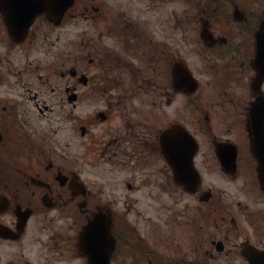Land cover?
Returning a JSON list of instances; mask_svg holds the SVG:
<instances>
[{
  "label": "flooded vegetation",
  "instance_id": "obj_1",
  "mask_svg": "<svg viewBox=\"0 0 264 264\" xmlns=\"http://www.w3.org/2000/svg\"><path fill=\"white\" fill-rule=\"evenodd\" d=\"M20 1L0 0V264H264V0ZM201 87V121L162 116ZM178 123L216 194L166 161Z\"/></svg>",
  "mask_w": 264,
  "mask_h": 264
},
{
  "label": "rangeland",
  "instance_id": "obj_2",
  "mask_svg": "<svg viewBox=\"0 0 264 264\" xmlns=\"http://www.w3.org/2000/svg\"><path fill=\"white\" fill-rule=\"evenodd\" d=\"M210 10L212 11H218L217 8L214 7V4L211 3L210 5ZM177 13L179 14V18L180 20H183L184 25L179 28L178 33L181 32H188V35L193 36V39H197L198 38V34L196 31L197 28H199V24L198 22H194L193 24L187 26L186 25V20L187 15L189 16V14L191 15V12L189 14H184L183 12L185 11V8L179 6L177 8ZM170 8H162V20H168L169 15H171L170 13ZM189 11H196L195 9H189L187 8V12ZM190 29V30H189ZM193 29V30H192ZM203 87H201L199 89L198 92H196L193 96H184L180 93H177L176 95V100H174L172 102L171 105H167L166 107L163 105L162 107V116H163V112H168V114H170L171 117H169L168 119H171L173 117H179L182 118L183 120L187 121L188 123H192V119H196L197 122H199V120L201 121L202 117H203V103L205 102V98L206 95L204 93ZM175 114V115H173ZM167 119V120H168ZM167 120H163V123L167 122ZM183 120L178 119V121L182 122L183 124L186 125V127L191 130V127L189 126V124H187L186 122H184ZM53 124L55 125V122H53ZM199 132V139L201 141V145L207 147V138L203 135V131L201 128H199L197 130ZM71 149H73V146H70ZM195 164L196 166L199 168V170L202 173V176L204 178V184L205 186H208L210 188H212V192L213 194L217 193V189H218V185H219V181L217 180V172L216 171H211L209 169H207L205 167V165L203 164V162L200 161L199 157L195 159ZM103 167V166H102ZM101 167V168H102ZM93 169L89 166L85 167V172L88 173L89 175H95V173H99V171H101L103 173L104 176H107V172L108 170L105 169ZM117 169V168H115ZM130 170L126 169V170H122L121 169V174L123 177L127 176L128 172ZM93 175V176H94ZM195 205H196V201H195ZM202 207H205V205L203 204ZM201 223V222H200Z\"/></svg>",
  "mask_w": 264,
  "mask_h": 264
},
{
  "label": "water",
  "instance_id": "obj_3",
  "mask_svg": "<svg viewBox=\"0 0 264 264\" xmlns=\"http://www.w3.org/2000/svg\"><path fill=\"white\" fill-rule=\"evenodd\" d=\"M48 0H30L27 1V4L31 6L30 15H34L36 11H40L43 7L47 5ZM71 0L67 1L65 6ZM257 39V64L261 73H264V21L261 23L260 29L256 33ZM177 73L180 74L181 71L177 68ZM252 128L256 129L257 132H260L255 124L256 118V107L254 106L250 110ZM258 126L261 124H257ZM263 128V127H262ZM174 132V133H173ZM161 143L163 147V152H165L167 159L171 161L172 166L175 167L177 171V176L182 178L188 177L194 181L196 186L199 182V174L194 168L193 165V155L197 150V142L183 127L176 124L172 127L165 129L161 135ZM184 154V157L182 155ZM177 167V168H176ZM188 175V176H187Z\"/></svg>",
  "mask_w": 264,
  "mask_h": 264
}]
</instances>
